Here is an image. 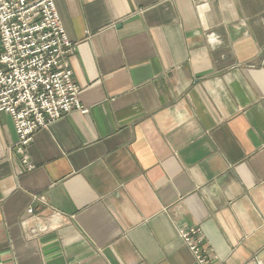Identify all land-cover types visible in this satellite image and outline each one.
Masks as SVG:
<instances>
[{
  "label": "crops",
  "instance_id": "1",
  "mask_svg": "<svg viewBox=\"0 0 264 264\" xmlns=\"http://www.w3.org/2000/svg\"><path fill=\"white\" fill-rule=\"evenodd\" d=\"M55 3L88 112H0V264H264V0Z\"/></svg>",
  "mask_w": 264,
  "mask_h": 264
},
{
  "label": "built area",
  "instance_id": "2",
  "mask_svg": "<svg viewBox=\"0 0 264 264\" xmlns=\"http://www.w3.org/2000/svg\"><path fill=\"white\" fill-rule=\"evenodd\" d=\"M74 46L55 0H0V112L13 119L24 162L39 129L71 112H88L69 61ZM180 235L198 264H215L199 228Z\"/></svg>",
  "mask_w": 264,
  "mask_h": 264
}]
</instances>
